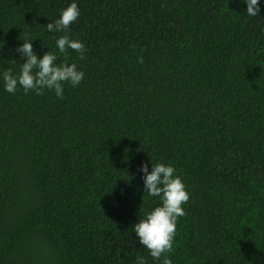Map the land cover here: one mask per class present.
<instances>
[{"label": "trees", "instance_id": "trees-1", "mask_svg": "<svg viewBox=\"0 0 264 264\" xmlns=\"http://www.w3.org/2000/svg\"><path fill=\"white\" fill-rule=\"evenodd\" d=\"M72 2L82 83L63 99L5 91L29 37L65 62L46 25ZM259 3L250 17L244 0H0V264H161L133 231L161 204L139 171L151 161L190 193L173 264H264Z\"/></svg>", "mask_w": 264, "mask_h": 264}, {"label": "clouds", "instance_id": "clouds-1", "mask_svg": "<svg viewBox=\"0 0 264 264\" xmlns=\"http://www.w3.org/2000/svg\"><path fill=\"white\" fill-rule=\"evenodd\" d=\"M247 4V14L250 17L260 15L259 0H244ZM81 12L76 2H72L63 9L59 19L46 25L49 32H63L56 40L59 53L64 54L65 62L58 63V55L48 51L39 57L34 51L33 42L37 38L29 37L24 40L16 51L21 53L26 62L21 64L19 74L14 75L11 69L2 73L5 91L15 94L20 88L25 93L34 91L37 95L45 90L54 91L57 98L63 99L64 85L73 87L82 83L85 73L78 70L77 64H68L67 53L69 49L84 58L85 44L70 37L69 30L80 17ZM143 63V58H140ZM149 172L148 163L145 162L139 171L143 172L144 192L149 197H159L161 204L150 212L144 214L133 227L140 244L148 250L151 257L161 264H173L170 254L174 251V242L177 233V223L180 217L185 216L184 205L190 200V193L182 177L177 174L176 168L171 164L152 163ZM131 179V177H130ZM136 264H147L145 257L138 256Z\"/></svg>", "mask_w": 264, "mask_h": 264}]
</instances>
